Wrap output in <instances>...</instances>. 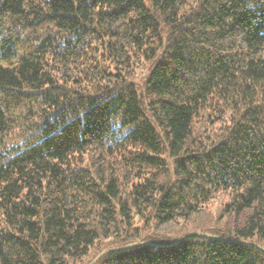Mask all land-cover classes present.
<instances>
[{
	"label": "trees",
	"instance_id": "trees-1",
	"mask_svg": "<svg viewBox=\"0 0 264 264\" xmlns=\"http://www.w3.org/2000/svg\"><path fill=\"white\" fill-rule=\"evenodd\" d=\"M136 244L264 264V0H0V264Z\"/></svg>",
	"mask_w": 264,
	"mask_h": 264
},
{
	"label": "water",
	"instance_id": "water-1",
	"mask_svg": "<svg viewBox=\"0 0 264 264\" xmlns=\"http://www.w3.org/2000/svg\"><path fill=\"white\" fill-rule=\"evenodd\" d=\"M191 236H204V235H203V234H200V233H190L189 235H187V236H185L184 238H182L178 243L184 241L185 239H187V238H189V237H191ZM212 238H215V237H212ZM139 245H141V244L131 245L130 247L118 248V249H114V250H107V251L103 252V253H102V254H101V255H100V256L94 261L93 264H96V263L100 260V258H101L103 255H105L106 253H108V252H112V251H116V250H122V249H128V248H134V247L139 246Z\"/></svg>",
	"mask_w": 264,
	"mask_h": 264
},
{
	"label": "rangeland",
	"instance_id": "rangeland-1",
	"mask_svg": "<svg viewBox=\"0 0 264 264\" xmlns=\"http://www.w3.org/2000/svg\"><path fill=\"white\" fill-rule=\"evenodd\" d=\"M219 205H217L216 203L214 205L211 206V209H209V213L213 216L217 215L218 214V211H219ZM208 218H211V217H207Z\"/></svg>",
	"mask_w": 264,
	"mask_h": 264
}]
</instances>
